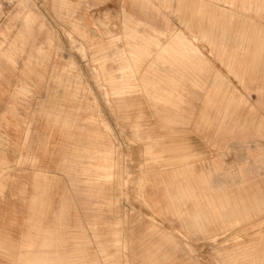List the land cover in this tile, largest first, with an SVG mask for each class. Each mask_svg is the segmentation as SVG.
I'll use <instances>...</instances> for the list:
<instances>
[{
  "label": "rangeland",
  "instance_id": "rangeland-1",
  "mask_svg": "<svg viewBox=\"0 0 264 264\" xmlns=\"http://www.w3.org/2000/svg\"><path fill=\"white\" fill-rule=\"evenodd\" d=\"M251 1L255 8L258 0ZM216 4L214 0H0V194L4 181L18 172L14 165L33 168L25 161L20 164L19 157L36 155L33 148L40 140L48 139L49 147L64 145L72 149L93 140L94 148L100 151L95 152L94 161L106 164L104 172L110 173L100 195L87 198L78 194L68 176L57 169V174H65L68 185L64 191L68 198L70 192L68 202L73 205L63 217L68 220L66 225L73 227L64 230L67 241L56 247L51 264L70 262L67 256L76 246L69 236L76 231L84 232L88 240L84 243L82 238L80 244L81 235L77 238L79 261L82 255L90 264H147L144 258L149 253L160 256L162 264H226L218 249L234 248L235 241L253 247L250 251L258 255L252 242L264 238V212L240 221L215 239L201 233L185 237L179 234L177 217L144 201L148 193L152 194L154 170L170 168L173 165L167 162L171 159L194 152L200 154L189 161L213 172L217 187L237 182L240 167L245 174L256 175L258 189L264 194V107H255V94L247 92L214 56L208 41L195 37L199 30H205L217 43L247 47L249 42L236 37L234 30L255 31L250 16L264 28V11L237 14L229 25L228 20L223 22L218 17ZM220 5L229 8L222 2ZM125 10L140 22L128 21ZM30 16L33 19H28ZM84 29L87 36L81 31ZM176 32L184 34L199 52H165L164 47L183 45L173 38ZM95 44L103 47H93ZM136 46L145 47L147 52L138 55ZM259 46L264 49V34ZM255 55V62H251L248 53V66L264 85V52ZM202 56L211 66V72H205L210 75L207 85L178 87L191 94L181 107L193 113L189 123L168 131L157 110L160 108L162 114L173 105L163 101L166 96L154 103L153 85L145 84L141 77H158L172 61L179 60L181 66L182 60L197 61ZM215 73L223 79L216 89L210 85ZM121 77L123 82L114 81ZM211 91L222 103L225 98L226 104L224 91L227 96L229 91L240 98L237 109L246 121L238 129L228 130L232 121L227 115L216 114L220 105H208ZM203 109H207L211 121L198 127L195 119ZM12 139L20 143L14 147L19 155L7 161L5 153L13 149ZM31 174L33 181L44 182ZM56 190L55 186L54 195ZM34 192L38 195L41 190L34 188ZM57 203L56 209L60 200ZM95 214L102 222L99 239H117L105 243V252L99 250L87 226ZM55 218L53 215L52 225ZM78 222L82 230L74 227ZM151 225L154 229H149ZM169 237L179 244L169 242Z\"/></svg>",
  "mask_w": 264,
  "mask_h": 264
},
{
  "label": "crops",
  "instance_id": "crops-1",
  "mask_svg": "<svg viewBox=\"0 0 264 264\" xmlns=\"http://www.w3.org/2000/svg\"><path fill=\"white\" fill-rule=\"evenodd\" d=\"M214 1L217 3L218 17L223 18V22L224 19L228 20L226 24L229 25L230 20L237 14L248 13L252 10L264 11V0H258L255 8L251 0ZM220 2L229 8H224L220 5ZM125 18L128 21L140 22L139 19L126 10ZM28 19H33V16ZM249 19L255 31L234 30L236 37H241L249 42L247 47H227L225 44L217 43L216 38L205 30H199L195 37L208 41L214 56L227 66L228 70L233 73L247 92L255 94V97H253L255 107L257 105L264 107V85L250 71L247 61L249 52L251 62H255L256 53L264 52V49L259 46L264 28L258 26L257 18L250 16ZM81 31L84 36H87L86 29ZM173 38L178 42H183V45L180 47L173 45L164 47L165 52L186 55L199 52L198 48L192 45L184 34L176 32ZM253 42H256V44H251ZM99 46L103 47L102 44L93 45V47ZM134 49L138 52V55L147 52L145 47L136 46ZM138 58L140 57L138 56ZM178 62L179 60L170 62V67L158 74V77H141V81L145 84L153 85L152 92H154L151 98L155 101L154 103L166 96L163 101L173 105V109L162 110V114L160 108L157 110L160 121L164 125L163 128L166 127L168 131H174L180 125L189 123L193 113L192 109L181 107L182 104L188 103L191 94L185 90L180 91L178 87H185L188 84L205 86L210 76H207V73L211 72L209 61L204 59L203 56L198 58L197 61L182 60L181 66L178 65ZM114 81L123 82L124 80L121 77L114 78ZM222 82L223 79L218 73L213 74V77L211 76L210 85L214 89L220 86ZM177 89L178 91H176ZM222 94L228 99V104L225 103L224 97L222 103L218 94L211 91L209 98H207L208 105L221 106L219 112L216 110V114L223 115L224 118L226 115L229 117L232 122H230V127L228 125V130L233 132L234 129H238L246 121L245 118L244 120L240 118L237 109L241 100L239 97H235L233 92L228 91V96L227 91ZM199 114L195 119V124L198 127L201 123L210 124L211 119L207 109H203ZM27 136L28 133H26ZM12 142L13 149H8L5 153L7 161H13L19 155L14 148L20 145L19 141L12 139ZM216 142L214 139V144ZM47 143L49 144L48 139L43 142L40 140L33 148L36 155L28 157L21 155L19 157L20 164L28 162L33 168L30 166L20 168L14 165L15 170L18 172L12 173L10 178L4 181V187L0 194V264H51V260L54 259L53 253L57 251L55 250L56 247L67 241L66 236L64 237L67 232L65 233L64 230L73 227L70 224L66 225L68 220L63 217L68 207L73 206L70 201L68 202L70 192H68V198L67 191H64L68 185L64 175L68 176L71 185L76 188V192L87 198L99 196L104 184L110 178V173L104 172L107 165L101 161H94L95 152L100 153V151L94 148L95 143L93 140H87L85 145H73V149L70 147L65 148L64 145L58 148L49 147ZM199 154V152H194L179 159H171L167 162L168 165H173L170 168L166 167L163 171L154 170L152 194L148 193V197L144 200L148 206L159 210L164 208L168 214L177 217L179 220L178 231L181 236L189 237L191 234L201 233L215 239L223 231L236 227L240 221L250 220L253 214L264 212V194L258 189L255 174L247 175L242 168L238 167L237 173L240 179L237 182L217 187L219 185L213 184L212 181L213 172L209 169L205 170L203 167H197L189 161V158ZM58 156H61L60 159H58ZM6 159L2 160L5 164L7 163ZM179 161L182 162L177 164ZM215 161L220 166V161ZM175 162L177 163L175 164ZM57 169L65 174H61L62 176L57 174ZM31 172L34 173L37 179H42L44 182L42 183L36 179L33 181ZM48 178L50 179L48 180ZM55 186L57 190L54 195L53 189ZM34 188H37L38 191L41 190V192L36 195ZM59 200L61 203L59 208L56 209ZM65 201L67 202L64 203ZM53 210L55 211L53 212ZM53 215H56V220L52 225ZM101 224L102 222L97 214L87 222L94 241L99 244V250L105 252L108 249L105 243L108 241L115 243L117 239L103 241L99 239ZM74 227H80V230H82L81 222L76 223ZM149 229H154V227L151 225ZM60 231H62V236L59 234ZM80 235V244H82V238H84V243L88 241L86 240L87 237L84 236V232L81 231H76L72 237L69 236L70 241L76 247H73L72 253L70 252L71 254L67 256L70 262L65 264H90L87 259H83L82 255H80L79 261V255L76 251L77 238ZM168 241L172 244H179L174 237H169ZM243 244L235 241L232 245L234 248L218 249V254L222 256L226 264H232L241 259H246L247 264H255V262L264 264L263 237L257 243L252 242V245L256 246L259 251L258 255L250 251L253 247H245V245L243 247ZM164 257L165 255L162 256V258ZM160 258L156 253H149L144 259L148 261L147 264H160Z\"/></svg>",
  "mask_w": 264,
  "mask_h": 264
}]
</instances>
